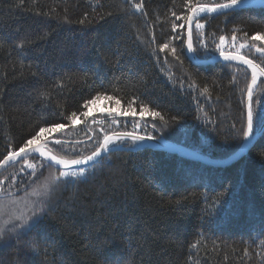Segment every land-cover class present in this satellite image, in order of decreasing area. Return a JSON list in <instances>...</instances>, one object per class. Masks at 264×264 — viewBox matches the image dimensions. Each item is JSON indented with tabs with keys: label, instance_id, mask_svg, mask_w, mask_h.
<instances>
[{
	"label": "trees",
	"instance_id": "trees-1",
	"mask_svg": "<svg viewBox=\"0 0 264 264\" xmlns=\"http://www.w3.org/2000/svg\"><path fill=\"white\" fill-rule=\"evenodd\" d=\"M143 4L147 16L125 0H0V159L9 145L18 149L40 126H69L72 112L82 118L84 100L97 92L119 99V105L106 102L121 111L135 98L137 115H128L138 118L139 129L133 124L103 131L96 140L48 143L53 154L81 158L116 131L162 137L216 159L239 148L249 70L230 62L196 65L186 57L185 27L175 32L171 27L173 11L187 12L185 0ZM199 22L205 27L197 30L193 24L195 54L208 58L220 52L221 35L231 42L224 50L235 51L234 28L236 47L245 40L242 32H264V8L209 14ZM21 40L27 41L22 49ZM166 42L169 49L160 51ZM240 51L264 67L255 48ZM42 91L48 96H40ZM141 104L161 112L168 125L161 127L159 118L141 119ZM253 107L264 112L263 78L254 89ZM260 125L257 120L255 131ZM56 132L46 135L54 138ZM130 142L120 145L134 147ZM72 147L80 151L71 152ZM134 148L109 152L86 167V178L61 184L30 230L0 243V264H264V131L243 157L226 166L142 143ZM25 159L36 165L37 175ZM58 171L31 155L0 178L9 177L4 188L21 199L31 196L30 186ZM22 201L11 198L7 208ZM34 237L39 254L24 246Z\"/></svg>",
	"mask_w": 264,
	"mask_h": 264
},
{
	"label": "snow or ice",
	"instance_id": "snow-or-ice-1",
	"mask_svg": "<svg viewBox=\"0 0 264 264\" xmlns=\"http://www.w3.org/2000/svg\"><path fill=\"white\" fill-rule=\"evenodd\" d=\"M97 4H99V0H96ZM23 0H21V4ZM125 3L130 7V9L135 10L136 12H141L145 16L147 13L144 11L143 0H140L139 3L136 0H125ZM253 4V0H220V2H215L212 0L211 3L204 2V0H185V6L187 8V12H182L180 15H177L176 12H172L171 16L175 17V20L172 21L171 27L175 32L177 29H183L185 25H187V48L190 52H195L196 49L193 45V28L192 24L195 20V28L197 30H202L205 25L199 22L197 18L201 13H221L224 14L226 12L234 11L236 9H240L243 7H249ZM260 4L264 5V0H260ZM20 6V5H18ZM95 11V9L93 10ZM112 13H107V16H111ZM88 16V13H85V17ZM66 19V18H65ZM105 16H100L99 20L103 21ZM159 19V18H158ZM183 19L184 24L176 23L177 20ZM85 21L81 19L79 23L83 24ZM242 35L245 37L243 43L239 44V47H236L235 42L237 41V29H233L231 40H232V48L235 51H225L223 45L225 43V36L221 35L219 37V43L216 45L217 49L220 51V55L224 57L226 60H237L247 65L251 69V82L247 85V112H246V123L241 129V137L242 140H248L254 134L255 124L257 120H259L262 128H264V112L258 113L253 107V91L254 86L257 84L258 77H264V67L255 63L254 60L249 59L248 56L241 54V49H248L251 51L255 48V51L264 56V32L257 31L254 32L251 36L247 32H242ZM175 38H179L178 36ZM154 40V37H153ZM257 42H261V44H257ZM27 41L21 40L17 45L18 48H23ZM3 46V42H0V47ZM205 47L207 45H204ZM160 51H164L165 49H169V43H162L159 46ZM171 54L176 56V49L173 47L170 49ZM179 59V57H176ZM23 66V62L21 61ZM33 75H36L33 73ZM202 92H208V88L205 87L202 89ZM40 96L47 97L48 92L42 91L39 94ZM105 99L112 101L114 104L119 105L121 101L116 99L114 96L107 95L106 93L97 92L91 99H86L83 102V107L88 109V111L82 112L81 115L87 117L91 114V105H94L100 99ZM135 99V98H134ZM133 101H129L127 110L120 111L119 115H128L131 114L136 116L137 113L133 109ZM111 111V110H110ZM139 116L141 119L144 117H154L159 118L161 122V127H165L168 125V120L165 119V116L161 114V112L156 111L154 109H150L147 104L140 105ZM68 120L73 123L77 120V113L72 112L68 117ZM175 119V118H173ZM65 124L61 123H51L47 127L40 126L38 131L35 132L34 135H31L29 138L25 139L23 144L18 149H12L11 145H9V151L6 155L0 159V170L6 169L7 166L14 164V162L18 158L26 157L30 153H38L40 157L47 159L51 164L58 166L59 171L55 174H51L49 177H45L43 182H37L31 187V195L36 197V199L28 200L25 204L26 208H29L28 212H21L18 214L8 213L5 211L7 208V203L4 199L0 198V216L7 215L8 219L5 223H0V243L4 242L11 236H16L19 238L23 234L26 233L27 230H30L33 227L39 218L46 213L48 202L50 201L53 193L59 188L61 184H66L68 182H73L76 180H80L81 178H86L88 169L84 167V165L92 164L95 165L103 156L112 151H118L119 145L124 143L125 139L130 140L133 144L137 142H141L144 140H157L158 137L155 136H142L137 134L136 132H120V133H112L106 134L103 137L102 142H98V146L95 147V150L92 151L89 155L83 156L82 158L77 159H66L62 156H58L53 154L51 150L48 149L47 143L49 140L48 135L52 132H56L65 128ZM156 125L153 124V128ZM61 141H56V144H60ZM24 164L28 169H32V175H37L36 173V165L29 163L26 159L24 160ZM43 167V165H41ZM21 172L25 171V168L20 169ZM9 177L4 176L0 178V197L4 196H12V193L7 191L4 188V183L8 180ZM11 181H16V174H11ZM12 185H10L11 187ZM223 197V193L218 195L215 199V204H220ZM14 202V201H13ZM180 203V201H177ZM19 243V239L17 240ZM25 247L29 248L32 252L39 254L40 252V244L38 240L34 237L31 240H28L24 244Z\"/></svg>",
	"mask_w": 264,
	"mask_h": 264
},
{
	"label": "water",
	"instance_id": "water-1",
	"mask_svg": "<svg viewBox=\"0 0 264 264\" xmlns=\"http://www.w3.org/2000/svg\"><path fill=\"white\" fill-rule=\"evenodd\" d=\"M249 7L264 8V5L260 4V0H253V4L251 6H249ZM245 8H248V7H245ZM209 14H214V13H201V14H199V16L197 18L199 19V18H201L203 16H206V15H209ZM194 22H195V20H194ZM194 22H193V24H194ZM193 24H192V28H193ZM184 37H185V42H184L185 54H186V57L193 64H196V65H209V64H214V63H217V62L236 63V64H239V65H241V66H243V67H245V68H247L249 70V72H250V82H251V69L247 65L243 64L240 61H237V60H226V59H224V57H222L220 55V52L215 54V55H213V56H211V57H208V58H199V57H197L195 52H190L188 50V48H187V25H185V36ZM259 78H263L264 79V77H258V80H259ZM258 80H257V82H258ZM256 85L254 86V89H255ZM247 104H248V98H247V94H246V97H245L246 112H247ZM263 131H264V128H262V126L260 125V127L254 132V134L251 136L250 139H248L246 141L243 140V142L241 143V145L239 146V148L236 151H234L232 154L228 155L227 157L219 158V159L208 157V156L202 154L201 152H199V151H197V150H195L193 148L184 146L182 144L176 143V142L171 141V140H167V139L162 138V137H158L159 139H157V140H147L146 139L144 141H141L140 143H142V145L144 147L155 148L157 150H161V151L169 152V153H172V154H176V155H179L181 157L188 158V159H191V160H195V161H198V162H202V163H205V164H210V165H215V166H226V165H229V164L239 160L241 157H243L248 152V150L255 144V142L261 136ZM120 132H131V131H116V132H111L109 134L120 133ZM137 134L142 135V136H149V135H144V134H140V133H137ZM125 140H128V139H125ZM55 141H56V139L49 138L48 143H52V142H55ZM102 141H103V139H102ZM118 147H119L120 150H132V149H135L134 147L131 148V147L120 146V145ZM31 155L40 157V155L38 153H30L26 157L31 156ZM26 157L18 158L14 163H16V162H18V161H20V160H22V159H24ZM40 158L45 160L47 163H49L54 168L59 169L58 166H55L54 164H51L47 159L42 158V157H40ZM91 165L92 164L84 165V167H89ZM9 166H11V165H9ZM9 166H7L6 168H8ZM4 170L5 169L0 170V173L3 172Z\"/></svg>",
	"mask_w": 264,
	"mask_h": 264
},
{
	"label": "rangeland",
	"instance_id": "rangeland-1",
	"mask_svg": "<svg viewBox=\"0 0 264 264\" xmlns=\"http://www.w3.org/2000/svg\"><path fill=\"white\" fill-rule=\"evenodd\" d=\"M226 42L223 45V48L226 47ZM239 45L237 46V48ZM91 114L87 117L82 116V118H77L76 122L70 124L69 126H66L62 130H59L56 132L59 136H56L58 141H63L66 143H72L76 141H86L90 138H93L96 140L99 135H102L101 132L108 131L109 129L114 128H124L128 125L137 124L138 118L129 117V115H119L118 113L121 111L119 108L116 107H110L105 99H100L97 101L94 105H91ZM111 110V111H110ZM85 111H88L86 109ZM130 120V121H126ZM137 129H139V125L137 124L135 126ZM62 133V135L60 134ZM90 135V137H86V135ZM61 136V137H60ZM85 137V138H84ZM130 141V140H128ZM139 142L136 144H133L130 142L132 146H137ZM62 149L64 147H61ZM66 150H69V148H66ZM71 152H79L80 149L78 147L70 148ZM56 172H52L51 174H55ZM15 199V200H23L21 203H17L16 206H9L10 208H6L5 211L8 213L18 214L21 212H28L29 208L25 207V204L28 200L35 199L36 197L25 195L21 199H16L15 197H7L2 198L7 203L9 199ZM8 217L7 215L0 216V223H5L7 221Z\"/></svg>",
	"mask_w": 264,
	"mask_h": 264
},
{
	"label": "bare ground",
	"instance_id": "bare-ground-1",
	"mask_svg": "<svg viewBox=\"0 0 264 264\" xmlns=\"http://www.w3.org/2000/svg\"><path fill=\"white\" fill-rule=\"evenodd\" d=\"M131 132H133V131H131ZM137 133V132H136ZM141 134V133H140ZM53 139H56V138H53ZM56 141H58L57 139H56ZM55 141V142H56ZM125 141H128V140H125ZM140 143V142H139ZM120 146H123V145H120ZM125 146V145H124ZM127 147V146H126ZM135 147V146H134ZM191 148V147H190ZM82 158V157H81ZM23 160V159H22Z\"/></svg>",
	"mask_w": 264,
	"mask_h": 264
}]
</instances>
